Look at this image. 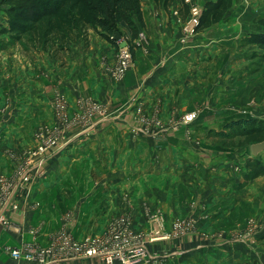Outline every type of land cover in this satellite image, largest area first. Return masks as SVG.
<instances>
[{
  "label": "rangeland",
  "instance_id": "1",
  "mask_svg": "<svg viewBox=\"0 0 264 264\" xmlns=\"http://www.w3.org/2000/svg\"><path fill=\"white\" fill-rule=\"evenodd\" d=\"M146 1L142 0V5H146ZM206 1L191 0L190 4L199 7L201 11ZM242 2L243 0H234L233 6L240 5ZM175 3L173 2L174 7L177 5ZM260 5L264 9V1H261ZM5 9L4 6L0 7V27L6 26ZM172 14L175 18L179 17L177 10H174ZM190 19L191 16L188 14L185 33L189 36L195 34L194 27L190 25ZM119 34L122 40L115 41L114 33L110 38L113 43H110L91 31L88 46H85L82 40L74 44L70 43L69 52L63 53L61 59L57 61L50 59L46 53L35 49L27 37L13 42L6 35L0 36V155L3 160H5L4 157L8 158L10 163L8 164L9 171L0 174V182L7 185L4 189L5 192L0 191V202L9 195L11 183L18 180L24 170L29 171V180L19 184L16 191L10 196V200L19 192L20 186L25 189V192L31 193L35 184L46 178L49 158L54 152L64 150L65 147V150H69L72 146L70 139L82 134H93L97 129L102 134H112L113 127H109L110 124L102 125L103 122L115 118L125 119L130 123L131 131L135 134H138L140 129L155 136L161 134L164 124L161 120L159 105H155L154 109L147 111L146 106L144 107L138 102H128L122 98L116 102L113 98L101 100L83 94L85 92L83 83H87L90 73L102 85L103 94L107 91L108 94L105 95L109 96L112 86L115 87V82H121L127 75L129 70L122 76L117 72L120 50L130 45L129 40L123 37L121 31ZM92 40L100 41L109 48L114 47V54L117 51V63L115 64V58L111 59L104 53L98 57L95 56V59L88 58L85 52L90 47ZM146 44L142 43V46L145 47ZM75 49H78L80 53H76ZM240 50H245L248 56L241 62V66L247 69L245 78L250 79L251 83L254 81L253 79L264 77V62L253 58V54L261 52L255 47H245L241 44ZM89 60L91 64H89ZM91 60H95L94 65L103 76L98 75L100 80L90 69ZM68 98H71V101ZM248 103L249 105H247ZM257 104L263 107L264 111V89L253 94L238 108L255 107ZM230 107L234 108L237 105H230ZM195 112L198 116V110L195 109L185 110L179 115L172 114L169 118L170 129L178 131L183 128L185 140L193 145L191 147L193 154L185 158L187 164H189L188 162L194 164L199 160L197 151L200 152L201 162L213 161L214 157L221 154L228 157L263 158L264 151L258 156L252 157L249 145L238 146L237 144L242 140L236 139L223 146L222 140L216 139L211 134L222 132L227 123L222 126H212L203 140L193 137L191 126L198 117L189 125H184L182 121L187 114ZM242 114L248 115L247 112H242ZM184 143L187 144V142ZM136 158L138 163L134 161L135 157L121 158L118 156L114 161L111 158L106 159V167L108 165L115 168L124 166L112 175L104 174L103 176V181L108 179L112 182L115 181L117 188L122 183L126 185L124 191L122 189L116 191L118 203L122 206L114 207L112 211H109L111 206L104 205L66 206L64 212L62 211L63 207L59 206L61 208L59 229L53 233L46 246H32L50 247L61 234H66L72 242L79 243L88 237L110 238L114 237L116 231L122 229L134 235L130 237L136 238L135 244L142 243V247L145 248L142 250L139 264H185L183 261L188 258L182 257V250L194 248L189 245L190 241H194L195 246L203 247L200 249L201 252H204L205 257H210V261L216 264L219 262L264 264V177L248 183L244 182L243 173L247 159L244 160V163L241 162L229 169L226 175H218L217 178H221L223 184L214 183L215 187L212 186V190H208V187L204 186L205 184H197V180L193 179L189 171L184 173L185 170L181 166L175 164V167H171L174 165L170 163L171 158L165 159V167L161 169L167 175L161 172H151L161 167L156 166L155 168L154 166L159 164L160 158H149L148 156H137ZM67 159H63L64 162L67 161L66 164L69 167L72 165L75 169L71 173L73 177L79 176V169L84 171L86 167L90 168L92 160L87 157H76L72 160L69 159L72 161L69 162ZM130 167L134 170V174L129 169ZM143 169H151V171L143 174ZM92 174L87 175V181L95 183L99 177L101 180V175L95 174L94 176ZM167 176L168 181H165L164 178ZM250 182L255 183L254 189L247 186ZM246 186L249 188L247 195L253 196L255 192L256 199L252 197L250 199L245 194L240 195L239 197L242 198L240 206L235 207L233 211L230 208L227 214L218 215L216 219L210 220L212 214L202 206L203 199L223 200L217 203L219 206L217 211H221L224 208L223 205H229L233 199H236V193L241 194V190ZM168 193L171 198L168 197L170 204L165 206L159 199ZM244 195L246 197L243 200ZM107 199L104 200L105 204L109 203L110 197ZM198 211L200 219L197 218ZM73 213L80 218L77 221L78 226L85 225L90 231L87 236L81 239L73 237L69 233L70 223L74 220ZM90 213L92 216L87 222L85 220ZM2 218H0V222L4 221L5 223L0 224L10 228L5 218ZM83 218L84 220H82ZM98 228L103 231L96 232ZM229 250L231 253L228 252ZM257 254L260 257L259 260L252 259ZM243 257L251 258V260L244 261ZM84 260L102 264L99 259ZM202 261L205 259L202 258Z\"/></svg>",
  "mask_w": 264,
  "mask_h": 264
},
{
  "label": "crops",
  "instance_id": "2",
  "mask_svg": "<svg viewBox=\"0 0 264 264\" xmlns=\"http://www.w3.org/2000/svg\"><path fill=\"white\" fill-rule=\"evenodd\" d=\"M261 1L264 0H243L240 5H234L227 12L222 22L190 36L185 33L188 14L184 16L178 2L175 3L176 7L172 4L168 9L157 7L153 0H147V4L142 5L145 25L143 31L146 33L147 44L145 47L142 46L135 50L133 64L127 75L121 82H115V87L112 86L109 96L105 95L108 94L107 91L103 94L102 85L90 73L87 83H83L85 90L83 94L101 100L113 98L116 102L122 98L128 102H138L140 105L146 106L147 111H151L155 105H159L161 120L164 124L161 134L155 136L150 132H143L142 129L138 134H135L131 131V125L127 120L115 118L102 123V125L110 124L109 127H113L112 134H102L97 129L93 134H82L70 139L72 146L69 150H65V147L64 150L54 152L49 158L46 178L36 183L31 193L25 192V189L20 186L19 192L10 200V206L3 207L1 210L0 215L5 218L10 228L0 224V264H31L11 260L4 248L7 246L18 248L24 244L46 246L53 233L61 225V221H59L61 208L59 206L63 207V212L66 206H111L109 211L119 205L122 206L118 203L116 191L118 189L124 191L126 185L122 183L123 185L120 184L117 188L115 181L112 182L110 179L103 181V176L104 174L112 175L124 166L115 168L108 165L106 167V159L111 158L114 161L118 156L121 158L135 157L134 161L138 163L137 156L160 158L159 164L154 166L155 168L156 166L161 167L152 171L143 169L142 173L147 174L151 171L167 175L161 169L165 167V159L171 158L170 163L174 164L171 167H175V164L181 166L185 170L184 173L189 171L193 179L197 180V184H205L204 186H207L208 190H212V186L215 187L214 183L223 184L221 182L223 180L217 178L218 175H226L229 169L250 158L228 157L221 154L214 157L213 161L201 162L200 152L197 151L199 160L194 164L188 162L190 166H187L189 164L185 158L193 154L191 148L193 145L185 140L183 128L178 131L170 129L169 118L172 114L179 115L185 110H198V119L192 124L191 132L193 137L202 140L212 126H222L241 118L264 120L263 107H260L259 104L255 107L238 108L253 94L264 89L263 76L260 79H253L254 81L251 83L250 79L245 78L247 69L241 66V62L248 56L245 50H240L241 41L245 36L264 33V27L255 22L264 11L260 5ZM174 10H177L178 18L173 16ZM119 31L124 38L129 40V35L125 30ZM119 31L115 33V41L122 40ZM94 42L95 40L91 41L90 47L85 52L88 58L95 59V56L98 57L104 53L111 59L115 58V64L117 63V51L114 54V47H106L100 41ZM75 52L80 53L78 49H75ZM233 53L234 55H232ZM88 62L91 64L90 60ZM91 62L90 69L94 71L96 77L98 75L103 77L100 70L94 65L95 60H91ZM68 95L70 96L69 93ZM68 100L71 101V98ZM230 105H237V107L232 108ZM242 112H247L248 115H243ZM76 157H87L92 160L90 168L86 167L84 171L79 169V176L73 177L71 173L75 170L74 167L72 165L69 167L66 164L67 161L64 162V160L68 158L67 160L72 162L69 159L72 160ZM4 159L0 155V174L9 171V159L5 157ZM129 169L133 173L134 170L131 167ZM90 173H93L94 176L95 174L101 175V180L99 177L95 183L87 181L86 177ZM164 180L168 181V176ZM247 186L254 189L255 183L250 182ZM247 186L241 190V194L236 193V199H233L229 205H223L224 208L221 211H217V207H219L217 203L223 200L203 199L202 206L212 214L210 220L216 219L218 215L227 214L230 208L233 211L235 207L240 206L242 202L240 195L245 194L250 199L251 197L256 199L255 192L253 196L247 195V190L249 191ZM86 191L90 192L84 193ZM106 191L108 192L105 193ZM109 197V203L105 204L104 200H108ZM168 197L170 198L169 193L159 200L163 201L166 206L170 204L171 198ZM197 214V218L200 219L199 211ZM72 215L74 220L70 223L69 233L78 239L87 236L90 231L85 225L78 226L77 221L80 218L76 217L74 213ZM91 216L92 213L85 221L89 222ZM200 222L203 223V221ZM102 231L101 228L96 229V232ZM193 242L190 241L189 245L194 248L182 250L183 256H181L188 258L183 263L216 264L210 261V257L206 258L204 252H201L200 249L203 247L195 246ZM228 252L231 253L230 250ZM202 258L205 261H202ZM243 258L247 262L251 260L248 257ZM258 258H260L259 254L252 259L257 260ZM65 264L96 263L75 260ZM217 264H235V262H219Z\"/></svg>",
  "mask_w": 264,
  "mask_h": 264
},
{
  "label": "trees",
  "instance_id": "3",
  "mask_svg": "<svg viewBox=\"0 0 264 264\" xmlns=\"http://www.w3.org/2000/svg\"><path fill=\"white\" fill-rule=\"evenodd\" d=\"M157 7L168 9L178 2L184 16L189 7L184 0H153ZM234 0H207L201 10L195 34L219 24L232 8ZM6 7V26L0 27V36L6 35L16 42L27 37L35 49L46 53L54 61L69 52V44L82 40L88 46L92 31L110 43L111 36L119 30L129 35V47L134 56L133 42L143 30L142 0H0V7ZM255 22L264 27V13ZM241 46L255 47L261 53L253 54L264 62V33L245 36ZM222 140L223 146L234 140H242L237 145H253L264 142V120L241 118L227 123L222 132L211 133ZM233 144V143H232ZM264 177L263 158L248 159L244 166L245 183Z\"/></svg>",
  "mask_w": 264,
  "mask_h": 264
},
{
  "label": "built area",
  "instance_id": "4",
  "mask_svg": "<svg viewBox=\"0 0 264 264\" xmlns=\"http://www.w3.org/2000/svg\"><path fill=\"white\" fill-rule=\"evenodd\" d=\"M189 7V16L191 27H195L198 23L201 11L199 7L190 4L191 0H184ZM192 30V29H191ZM142 43H147L146 33L140 30L137 39L133 45L137 48L142 47ZM117 72L120 76L124 75L132 65L133 54L129 46L120 50L118 59ZM197 118V113L187 114L182 123L189 125ZM29 171L24 170L20 178L11 183V192L0 202V212L3 207L10 206V196L16 191L21 182L29 180ZM5 183L0 182V191L5 192ZM0 218L1 215H0ZM3 219V218H2ZM0 223H5L4 221ZM123 231V232H122ZM128 231L118 230L114 237H88L82 242H72L66 234H61L56 238V242L47 248H37L32 245L24 244L18 248L7 246L4 248L5 253L13 261L32 262L34 264H64L67 262L83 259H99L102 264H134L128 263V259L132 256V252L143 250L141 244H135L136 238ZM139 247V248H138ZM145 249V248H144ZM146 256V255H145ZM139 264V263H136Z\"/></svg>",
  "mask_w": 264,
  "mask_h": 264
},
{
  "label": "water",
  "instance_id": "5",
  "mask_svg": "<svg viewBox=\"0 0 264 264\" xmlns=\"http://www.w3.org/2000/svg\"><path fill=\"white\" fill-rule=\"evenodd\" d=\"M264 151V142L253 144L250 146V152L253 157L258 156V154Z\"/></svg>",
  "mask_w": 264,
  "mask_h": 264
},
{
  "label": "bare ground",
  "instance_id": "6",
  "mask_svg": "<svg viewBox=\"0 0 264 264\" xmlns=\"http://www.w3.org/2000/svg\"><path fill=\"white\" fill-rule=\"evenodd\" d=\"M142 254V250L139 249V251H134L132 252V256L128 259V263L130 262H135L134 264L136 263H139L140 262V256Z\"/></svg>",
  "mask_w": 264,
  "mask_h": 264
}]
</instances>
